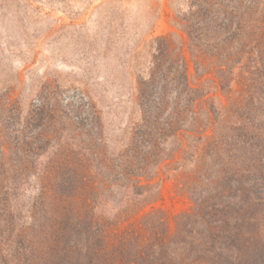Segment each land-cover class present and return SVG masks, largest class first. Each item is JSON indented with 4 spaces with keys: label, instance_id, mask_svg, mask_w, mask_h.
Here are the masks:
<instances>
[{
    "label": "rangeland",
    "instance_id": "1",
    "mask_svg": "<svg viewBox=\"0 0 264 264\" xmlns=\"http://www.w3.org/2000/svg\"><path fill=\"white\" fill-rule=\"evenodd\" d=\"M203 1L212 4L208 41H199L203 26L193 19V44L210 50L216 21L218 41L245 52L221 85L205 68L206 93L224 109L197 112L210 135L218 130L222 155L149 173L158 197L146 211L163 214L171 239L177 222L187 225L183 264H264V0H0V264H92L90 208L112 221L119 198L107 184L131 144H141L142 112L147 120L157 108L159 86L144 85L154 41L184 44L190 62L182 20L191 3L205 14ZM92 191L98 196L88 197L76 227L53 215L66 196Z\"/></svg>",
    "mask_w": 264,
    "mask_h": 264
},
{
    "label": "trees",
    "instance_id": "2",
    "mask_svg": "<svg viewBox=\"0 0 264 264\" xmlns=\"http://www.w3.org/2000/svg\"><path fill=\"white\" fill-rule=\"evenodd\" d=\"M203 4L207 8L205 14H202L196 2L191 3L187 19L185 17L182 20L185 23L183 32L190 43L186 46L190 62L185 55L184 44L175 49L167 38L154 41L155 54L151 55L150 79L144 85L159 86L158 104L147 120L141 110L143 119L137 127L141 144H131L133 155L119 164L114 171L113 180L107 184L108 192L115 193L119 198L113 205L112 221L105 222L97 218L96 208H90L88 197L98 196L94 195V191L92 194L75 192L62 200L61 208L56 209L54 206L52 209L53 215L58 213L65 226L76 227L82 223L83 216L90 208V219L96 227L94 235L97 238V245L91 250L92 264H119L128 257L147 261L168 255L177 257L179 264L184 262L186 248L182 247L186 246L187 242L180 240V237L185 233L187 225L177 222L176 235L171 239L163 214L154 208L146 211L154 203L153 198L158 197L157 193L152 194L149 173L158 174L160 166L166 162H172L178 172L185 168V163L198 164L207 158H219L222 155L218 145L214 143L219 136L218 130L213 129L214 135H210L209 122L204 125L201 114L197 112L206 110V106L211 103L214 107L218 104L213 110L224 109L217 97H210V94L206 93L205 68L207 63L213 66L220 84L223 75H232L235 66L240 65L245 57V52L238 49L239 47L218 41L224 33L220 26L216 27V21L212 23L215 24V43L210 50L205 46L193 44L188 23L198 19L199 25L204 28L205 24H208L207 16L212 15V4L207 1H203ZM192 9L197 11L192 13ZM216 13L222 14L219 10ZM207 27L200 29V42L208 41ZM190 63L195 67V77L190 73ZM155 76H158L159 80L155 81ZM211 82L217 93L216 82ZM168 97L172 98L170 103L166 100ZM138 139L136 138L135 142ZM102 187L104 188V185ZM186 217L187 215H183L181 220ZM125 226H128L127 229ZM135 227L137 229H133Z\"/></svg>",
    "mask_w": 264,
    "mask_h": 264
}]
</instances>
